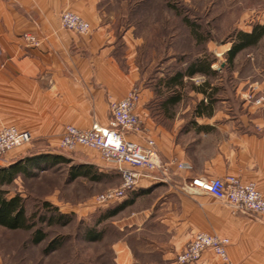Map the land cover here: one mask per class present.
Instances as JSON below:
<instances>
[{
  "label": "crops",
  "instance_id": "obj_1",
  "mask_svg": "<svg viewBox=\"0 0 264 264\" xmlns=\"http://www.w3.org/2000/svg\"><path fill=\"white\" fill-rule=\"evenodd\" d=\"M109 4L0 0V129L29 131L32 140L52 149L68 125L83 130L108 127L109 103L138 88L135 112L160 161L169 165V178L141 179L119 200L118 206H124L116 215L124 216L110 222L116 234L111 242L114 264H177L176 256L195 234L204 232L228 239L231 264H264V217L234 215L219 200L182 189L190 178L233 175L242 183H254L264 196V59L242 67L211 65L212 76L204 75L211 80L199 86L196 102H164L170 93L160 79L170 72L147 74L136 27L115 24ZM66 9L86 20L91 31L78 35L62 29L59 14ZM255 13V20L264 25V6ZM25 33L34 35L39 45H26ZM207 49L218 54L211 45ZM187 80L184 77V83ZM208 96L210 114L197 116L195 107L199 104L201 110ZM259 97L262 101L256 104ZM15 155L0 165L9 166L19 159ZM87 157L78 164L100 168L96 152ZM176 163L190 168L178 170ZM192 264L220 260L205 250Z\"/></svg>",
  "mask_w": 264,
  "mask_h": 264
},
{
  "label": "rangeland",
  "instance_id": "obj_2",
  "mask_svg": "<svg viewBox=\"0 0 264 264\" xmlns=\"http://www.w3.org/2000/svg\"><path fill=\"white\" fill-rule=\"evenodd\" d=\"M108 1L109 11L116 17L115 24L136 27V35L143 41L142 62L147 67L149 76L156 77L162 71L167 73L174 69L183 70L186 64L203 55H208L214 63L212 65L216 67H242L263 62L264 40L254 47L242 50L231 64L227 61L224 50L230 48L236 33L246 32L245 30L250 32L256 24H260L255 20V11L264 6V0ZM170 5H174L178 13ZM248 13L253 16L249 15L252 17L248 20L243 19ZM184 18L188 20L187 23ZM190 24L198 27L203 39L207 37V40L203 43L197 42L194 38L196 31L194 33ZM209 45L218 54L209 52ZM209 78L199 74L188 79L181 97L183 102H196L195 89L205 81H210L211 77ZM258 99L261 103L262 98ZM90 151L92 150L85 148L69 154L59 150L58 145L51 149L31 140L27 145L15 148L1 157L0 163H4L8 160L7 157L15 153V157L19 159L27 155L57 153L72 160L71 163H61L37 171L28 178L20 176L5 189L10 196L19 193L23 197L28 213L35 211L39 203L46 201L64 213L73 214L74 218L72 223L64 227L43 226L42 229L48 232V238L39 245L31 243V233L0 227V264H114L111 242L116 234L111 230L110 222L123 217L124 212L104 221L100 226H95L100 213L113 209L120 203L116 201L114 204L100 206L95 201L98 196L119 185V175L102 160L99 162L100 168L96 167L102 169L106 177L99 182L71 174V168L75 164L89 159L87 156ZM90 227L103 229L101 242L83 240L84 230ZM60 236L65 238L62 247L44 255L46 243Z\"/></svg>",
  "mask_w": 264,
  "mask_h": 264
},
{
  "label": "built area",
  "instance_id": "obj_3",
  "mask_svg": "<svg viewBox=\"0 0 264 264\" xmlns=\"http://www.w3.org/2000/svg\"><path fill=\"white\" fill-rule=\"evenodd\" d=\"M60 27L78 35L91 31L89 23L79 15L65 10L59 14ZM23 42L29 47H37L39 40L25 33ZM140 90L133 88L121 100L109 103L110 123L101 128L93 125L88 129L66 126L61 135L58 148L71 154L80 149H91L114 172L119 175V185L96 198L98 205L114 204L134 190L141 179L168 181L167 167L160 161L155 142L148 137L147 129L136 114L140 101ZM260 100L256 101L258 104ZM133 137V138H131ZM32 140L29 131H20L14 127L0 129V159L15 148L23 147ZM178 170L187 171L190 167L176 163ZM160 171L161 176H155ZM183 191L193 194H205L224 203L234 215H255L264 217V196L258 192L254 183H242L236 176L224 178H190L182 184ZM228 239L208 233H197L186 248L178 254L177 264L197 262L205 250H211L221 264H231L226 253Z\"/></svg>",
  "mask_w": 264,
  "mask_h": 264
},
{
  "label": "trees",
  "instance_id": "obj_4",
  "mask_svg": "<svg viewBox=\"0 0 264 264\" xmlns=\"http://www.w3.org/2000/svg\"><path fill=\"white\" fill-rule=\"evenodd\" d=\"M171 8L176 11L174 5H170ZM185 22L187 23V19ZM190 23V22H189ZM191 25V24H190ZM191 29L196 31L194 38L199 43H203V35L199 32L198 27L191 25ZM264 36V25L256 24L250 32H238L234 35L232 44L226 52V59L231 64V62L242 52V50L254 47ZM213 61L208 55L199 56L193 62L186 64L182 69L170 70V74L164 79H160V82L164 84L167 92L170 93L164 102L176 103L182 100V89L185 88L186 83H184V77L190 79L196 75L202 74L206 76H212L211 65ZM209 83L206 82L205 86ZM199 89H195V91ZM205 92L203 89H200ZM208 102L199 110V104L195 107L194 112L197 116L200 114L209 115L210 112L206 111L210 104H212V99L208 96ZM203 104V102H202ZM72 160L65 158L61 154H44L42 155H31L26 156L21 159L15 160L9 166L0 165V227H3L10 231L22 230L31 233V243L34 245H39L45 242L48 238V232L42 229L43 226L46 227H64L72 223L73 214L64 213L59 210V208L53 206L52 204L43 201L39 203L40 205L35 209V211L28 213L27 204L25 200L19 193H14L10 196L9 191L6 187H10L14 180L18 177L28 178L33 176L35 172L46 170L57 166L61 163H71ZM71 168V174L74 176H80L87 178L94 182L101 181L102 178L106 177V174L99 170L93 164H75ZM124 205L118 206L113 209H108L100 213L99 217L95 222V226H100L104 221H107L116 216L117 212L123 208ZM83 240L85 242H101L103 240L104 231L103 229H96L95 227H90L84 230ZM65 240L63 236L55 238L46 243L43 250L44 255H48L52 252L59 250L62 247V243Z\"/></svg>",
  "mask_w": 264,
  "mask_h": 264
}]
</instances>
